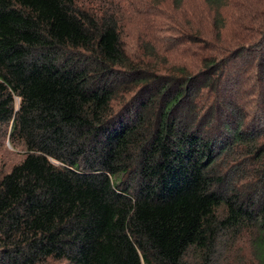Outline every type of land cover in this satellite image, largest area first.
Returning a JSON list of instances; mask_svg holds the SVG:
<instances>
[{
    "label": "trees",
    "instance_id": "1",
    "mask_svg": "<svg viewBox=\"0 0 264 264\" xmlns=\"http://www.w3.org/2000/svg\"><path fill=\"white\" fill-rule=\"evenodd\" d=\"M79 1L0 0V264H264V0L140 1L163 70Z\"/></svg>",
    "mask_w": 264,
    "mask_h": 264
},
{
    "label": "rangeland",
    "instance_id": "2",
    "mask_svg": "<svg viewBox=\"0 0 264 264\" xmlns=\"http://www.w3.org/2000/svg\"><path fill=\"white\" fill-rule=\"evenodd\" d=\"M103 1L112 3L110 10L113 13H117L122 23L123 43L129 51L130 59L137 63L138 58L143 57L147 65L159 64L163 70L162 67L166 63V56L163 53H158L155 57L151 56L146 58L149 53H147L145 47L150 52L156 46L154 44L155 40H162V42L166 43L165 46L169 48L174 46L176 35L168 32L172 28V25L167 20L171 14L170 11L173 12V9L168 5L164 6L161 4H152L150 6L151 8H143V6L141 8L140 1L142 2V0H80L78 7L81 10L95 14V9L101 8L100 3ZM199 2L200 0H186L185 9L201 10L198 7ZM143 3L145 4L146 1L143 0ZM106 12L112 14V12ZM150 20L158 22L155 30L149 26L148 21ZM193 60L191 59L188 62H194ZM18 104L19 102L17 101ZM10 133L11 127L9 128L7 126L3 127L0 132V177L10 173L26 156L24 145L21 142H14L10 137ZM231 243H234V246H230L232 248L230 249L232 251L230 253L232 258L239 252L244 262L250 263L253 261L252 249L246 239L234 240Z\"/></svg>",
    "mask_w": 264,
    "mask_h": 264
}]
</instances>
